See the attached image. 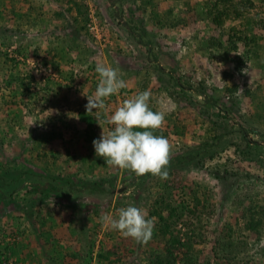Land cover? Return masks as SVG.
Instances as JSON below:
<instances>
[{
	"label": "rangeland",
	"instance_id": "1",
	"mask_svg": "<svg viewBox=\"0 0 264 264\" xmlns=\"http://www.w3.org/2000/svg\"><path fill=\"white\" fill-rule=\"evenodd\" d=\"M97 64L125 81L107 115L165 113L167 180L96 156ZM130 204L147 244L101 221ZM167 260L264 264V0H0V264Z\"/></svg>",
	"mask_w": 264,
	"mask_h": 264
},
{
	"label": "clouds",
	"instance_id": "2",
	"mask_svg": "<svg viewBox=\"0 0 264 264\" xmlns=\"http://www.w3.org/2000/svg\"><path fill=\"white\" fill-rule=\"evenodd\" d=\"M95 71L100 79L94 96H87L86 109L88 113H96L97 123L103 130L100 138L92 142L96 156L103 158L108 166L134 173L137 177L151 174L167 180L171 145L166 137L154 134V130L163 125L165 113L150 108L151 92L145 90L107 115L109 110L105 101L123 89L125 81L120 78L117 68L97 64ZM101 111L107 118L100 119ZM105 125L111 126L106 134ZM101 221L104 226L138 244H147L155 227L154 218H149L146 210L131 204L118 209L116 217L103 215Z\"/></svg>",
	"mask_w": 264,
	"mask_h": 264
},
{
	"label": "trees",
	"instance_id": "3",
	"mask_svg": "<svg viewBox=\"0 0 264 264\" xmlns=\"http://www.w3.org/2000/svg\"><path fill=\"white\" fill-rule=\"evenodd\" d=\"M83 121H86L88 124H89V121H87V120H83ZM96 185H94V187H95ZM165 264H172V263H168V260L167 261H165Z\"/></svg>",
	"mask_w": 264,
	"mask_h": 264
}]
</instances>
